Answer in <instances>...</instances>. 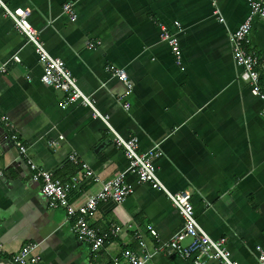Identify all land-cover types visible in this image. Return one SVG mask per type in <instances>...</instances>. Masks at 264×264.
Segmentation results:
<instances>
[{"label": "crops", "instance_id": "crops-1", "mask_svg": "<svg viewBox=\"0 0 264 264\" xmlns=\"http://www.w3.org/2000/svg\"><path fill=\"white\" fill-rule=\"evenodd\" d=\"M1 1L10 10L31 11L28 22L45 50L66 64L116 134L136 138L139 153L160 154L154 161L158 179L168 193L191 197L194 217L209 238L223 239L239 264H256L257 248L264 251V106L231 51V36L248 14L244 0ZM67 4L74 20L63 11ZM160 27L177 38L183 70L160 41ZM96 42L101 45L89 49ZM251 47L259 53L264 79V20L253 25ZM15 56L18 63L11 60ZM2 65L0 262L34 243L37 264H121L125 249L149 255L146 264H193L158 251L181 229L182 219L164 192L128 173L133 194L123 204H99L88 221L103 235L114 233L93 261L90 249L71 235L64 208L47 206L2 119L14 126L28 158L55 182L81 178L66 198L75 210L125 172L128 160L91 108L81 101L61 108L66 95L40 82L43 68L34 47L0 9ZM112 69L129 77L128 111L116 102L125 87ZM82 165L92 178L82 177Z\"/></svg>", "mask_w": 264, "mask_h": 264}, {"label": "built area", "instance_id": "built-area-1", "mask_svg": "<svg viewBox=\"0 0 264 264\" xmlns=\"http://www.w3.org/2000/svg\"><path fill=\"white\" fill-rule=\"evenodd\" d=\"M248 7V14L240 23L238 28L231 36V51L234 63L243 69L247 74L251 94L258 98L264 106V83H261L259 73V56L258 52L251 47V33L256 20H264V0H244ZM0 9L5 12V15L14 23L15 29L25 37L28 44L35 49L39 64L43 68L40 82L66 95L61 108L65 109L68 105L77 101H81L82 105L89 107L93 111L95 118H99L114 134V144L123 150L125 157L128 160V168L115 179L102 186L100 191L90 196L84 206L75 210L73 207L66 204L67 195L75 190L81 183L79 177H73L68 183L61 184L55 182L51 174L44 172L27 156V149L19 139L14 126L6 119H2L5 126V132L9 141L18 149L20 157L26 160L34 182L40 184V191L47 202V206L51 210L63 207L66 212V222L70 223V233L78 241L85 244L91 253L93 261H96L100 251L109 241L110 235H103L98 230L90 227L88 221L93 218L97 212L99 204L106 200H112L118 204H123L133 194V185L126 181V174H132L136 177L138 184H147L152 189L162 191L166 194L173 208H175L181 219L182 227L175 233L170 240L164 245H160L158 251H168L176 254L180 259L192 261L193 264H206L210 261H215L218 264H239L234 261L228 251L224 249V240L213 241L198 225L194 217V209L191 203V197L187 193L170 194L166 191L162 183L157 177V169L154 161L160 157L156 150H151L146 153L138 152V141L136 138L124 139L116 134L109 126L108 117L99 114L89 99L81 92L77 86L76 79L72 76L66 64L52 57L44 48L39 40L38 32L29 24L28 19L31 15L29 9L10 10L0 0ZM63 11L71 20L75 19V14L71 5L64 6ZM214 14H217L215 12ZM179 27V25H176ZM160 41L167 44L173 55L175 64L182 69V57L180 46L177 38L169 33L164 27H160ZM100 42L90 44L89 49H95L100 46ZM18 63L20 60L17 56L11 59ZM6 73V65L0 67V75ZM113 77L117 78L125 87V92L116 98L117 104L128 111L130 104L127 101L128 95L132 92V85L129 77L124 70L112 69ZM264 117V107L260 113ZM63 138L60 137L59 141ZM49 145L55 146V142H50ZM71 161H75L74 157H70ZM82 177L92 178V172L82 165ZM3 172L0 171V177ZM149 233L156 237V232L149 227ZM190 240V244L185 247L183 243ZM38 245L34 243L26 244L17 254L11 257L6 264H37L39 258L36 255ZM2 245L0 244V254ZM258 256L256 264H264V251L257 248ZM124 259L121 264H146L150 256H139L130 249H125L122 252ZM0 264H3L0 262Z\"/></svg>", "mask_w": 264, "mask_h": 264}, {"label": "trees", "instance_id": "trees-1", "mask_svg": "<svg viewBox=\"0 0 264 264\" xmlns=\"http://www.w3.org/2000/svg\"><path fill=\"white\" fill-rule=\"evenodd\" d=\"M258 56H259V53H258ZM259 67H260V57H259ZM259 73H260V71H259ZM260 80H261V83H264V79L262 78L261 74H260Z\"/></svg>", "mask_w": 264, "mask_h": 264}]
</instances>
